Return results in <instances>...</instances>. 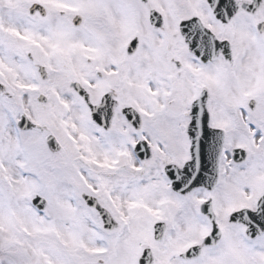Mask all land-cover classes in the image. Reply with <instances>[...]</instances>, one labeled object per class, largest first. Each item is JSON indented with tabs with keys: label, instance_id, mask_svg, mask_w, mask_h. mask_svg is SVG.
Segmentation results:
<instances>
[{
	"label": "snow or ice",
	"instance_id": "snow-or-ice-1",
	"mask_svg": "<svg viewBox=\"0 0 264 264\" xmlns=\"http://www.w3.org/2000/svg\"><path fill=\"white\" fill-rule=\"evenodd\" d=\"M0 264H264V0H0Z\"/></svg>",
	"mask_w": 264,
	"mask_h": 264
}]
</instances>
